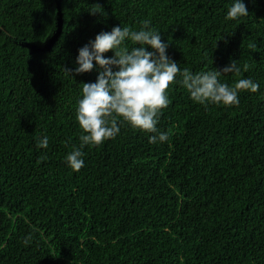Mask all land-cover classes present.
<instances>
[{"label": "trees", "instance_id": "1", "mask_svg": "<svg viewBox=\"0 0 264 264\" xmlns=\"http://www.w3.org/2000/svg\"><path fill=\"white\" fill-rule=\"evenodd\" d=\"M233 2L0 0V264H264V0L228 20ZM146 20L181 71L235 61L221 82L259 90L203 106L178 75L157 124L167 141L123 124L74 172L83 83L102 71L77 74L79 49Z\"/></svg>", "mask_w": 264, "mask_h": 264}, {"label": "clouds", "instance_id": "2", "mask_svg": "<svg viewBox=\"0 0 264 264\" xmlns=\"http://www.w3.org/2000/svg\"><path fill=\"white\" fill-rule=\"evenodd\" d=\"M248 15L242 0H234L226 19L238 20ZM142 24L139 31L127 26L113 27L110 32L97 34L94 41L79 49L77 74L91 72L93 61L102 71L96 82L83 83L76 115L81 129V143L79 147L73 146L65 157L74 172H79L84 166L81 151L84 146L97 147L115 139L123 124L153 134L149 136L152 144L167 141L168 134L159 132L157 124L160 115L171 103L169 89L177 83L178 75L181 77L179 83L190 94L192 101L203 106H238L241 92L255 93L259 90V84L247 78L237 80L233 86L221 82L219 78L222 74L241 73L235 61L222 70L195 74L188 68L181 71L179 65L169 59L168 44L162 41L161 34L149 27L150 21H143ZM125 41L140 47L129 50ZM146 46H150L152 51H148ZM109 51H113L114 56L105 58L104 54ZM48 145L47 136L38 139V148L46 149ZM30 240L31 234L25 238V245Z\"/></svg>", "mask_w": 264, "mask_h": 264}]
</instances>
